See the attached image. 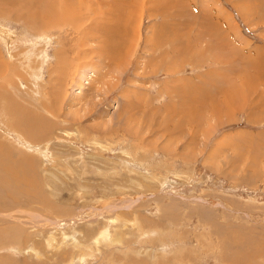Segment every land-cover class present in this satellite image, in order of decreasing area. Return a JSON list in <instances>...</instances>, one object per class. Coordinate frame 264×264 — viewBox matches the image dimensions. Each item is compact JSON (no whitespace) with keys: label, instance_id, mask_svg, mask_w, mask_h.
<instances>
[{"label":"rangeland","instance_id":"374dc122","mask_svg":"<svg viewBox=\"0 0 264 264\" xmlns=\"http://www.w3.org/2000/svg\"><path fill=\"white\" fill-rule=\"evenodd\" d=\"M264 0H0V264H264Z\"/></svg>","mask_w":264,"mask_h":264},{"label":"crops","instance_id":"0c3cea01","mask_svg":"<svg viewBox=\"0 0 264 264\" xmlns=\"http://www.w3.org/2000/svg\"><path fill=\"white\" fill-rule=\"evenodd\" d=\"M264 96V95H263Z\"/></svg>","mask_w":264,"mask_h":264}]
</instances>
